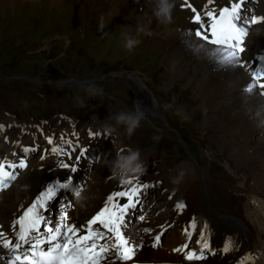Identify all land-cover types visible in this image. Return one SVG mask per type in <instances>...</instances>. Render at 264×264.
Segmentation results:
<instances>
[{"label": "bare ground", "instance_id": "obj_1", "mask_svg": "<svg viewBox=\"0 0 264 264\" xmlns=\"http://www.w3.org/2000/svg\"><path fill=\"white\" fill-rule=\"evenodd\" d=\"M30 1L34 2L35 0H0V12H16V10L21 12L18 8L23 5L32 6ZM51 1L56 3L57 0ZM90 1L95 8L92 17L97 26L100 27L101 23L103 26L113 24L124 44L126 38L130 36L136 39L140 37L141 41L145 40L150 53L159 51L165 53V67L170 74L169 77L172 79L186 78L187 83L194 85L195 96L202 101L205 108L210 112L208 113L209 116L205 118L206 123L223 122L226 124L222 140L226 145L233 144L234 151L224 154V158L229 167L234 170L233 172L238 174L243 181L241 184L243 189H226L224 186H216L208 172H204L203 175L195 161H182L173 173L161 167L160 164H156L153 171L159 172L157 179L164 182L178 176L181 171L185 175L178 185L170 182L168 185L170 189L167 193L162 192L163 187L156 188L155 190H158L159 193L155 199H152V202L162 203L151 208V217H148L146 221L134 220L129 233L133 240H135L134 238H141L140 243L143 244V249L137 251L136 255L148 258L150 253L152 260L180 261V259H185L184 254L181 252L174 254L173 249L190 244L188 249L195 251L193 249L198 248L199 242L197 240L204 228L205 235L209 238L212 249H217L216 252L218 245H221L227 236L232 235L241 244V252L255 254L257 257L255 264H264V105H262L264 97L249 95L243 91L248 83L247 73L239 70L229 71L227 67L220 66L209 55L196 48V45L200 43L199 38L183 37L182 33L190 27L189 20L192 14L185 7H181L178 0H174L175 6L172 10L171 22L166 24L160 23L154 15L155 0ZM192 1L201 7L206 0ZM79 2L81 3V1ZM260 10V14H264V0L261 2ZM138 28H143L144 31L138 32ZM178 29L180 30L179 33H177ZM247 45L248 51L243 53L244 58L252 57L254 53L264 51V24L255 26L249 35ZM256 63L258 62L256 61ZM112 75L122 77L123 73L117 71L116 73L113 72ZM133 79L137 86L135 99L145 111V119L141 123L150 122L154 124L152 115L158 108L163 114L161 117L166 120L163 109L159 102L152 98L149 87H146L141 79L137 77ZM94 117L96 121H94ZM85 121L84 128L90 127L91 130H98L99 115L97 111H94V114L88 116ZM78 127L79 125H77V129ZM28 129L32 135L25 136L23 140L30 139L34 144L37 142L33 136L34 129L32 127H28ZM82 129L79 127L78 130L83 131ZM17 131L18 129L8 127L7 135L10 136L11 140L9 143L0 140L1 149L8 150L9 147L21 149V145L16 142ZM65 140L72 141V145H66ZM106 141L113 145V159H115L117 150H120L121 145L117 143L114 136L107 137L102 133V138L73 140L64 132L57 134L46 150L44 158L23 174L15 185L6 191H1L0 214L2 217L6 219L12 217L13 214L17 217L18 213L15 212H19V208L36 195L49 180L63 179L68 174L69 170L59 167V163L63 160L71 164V161H75V157L70 161L66 155L53 153L51 151L53 147L67 151L70 147L81 149L83 146L90 145L91 150L94 151L95 155L100 156L101 160L89 170L91 173L84 171L78 173L79 180L84 173L87 174V180L81 186L83 189L81 191L82 198H76L74 207L69 213L72 219L70 223L76 221L78 227L82 226L80 223H85L101 208L106 197L115 192V187L119 183L118 179L111 175V172L107 175L110 171L108 165L110 160L105 159L106 155L102 146L103 142ZM148 154L146 152L141 155L146 167L148 161L154 158L153 154H149V157L145 158L144 156ZM89 163L90 158H81L79 165L86 168ZM202 176L207 182L206 187L213 189L217 199H214L213 208L201 209L198 212V225L194 235L188 232L186 234L188 220L191 212H193V203L196 204L197 202L192 185ZM169 197H171V201H169ZM217 200L224 202V205L216 208L217 205H220L216 204ZM178 203H184L186 207L182 211H178L176 208ZM160 207L165 209L163 219ZM156 214L158 215L156 216ZM165 221L170 224L173 223L174 228L166 233L167 236L163 239L160 250L152 251L151 244H148L149 241L144 237V234L148 233L145 230L151 231V228ZM228 259V257L222 259L215 256L206 262L202 261L196 264H224ZM192 260L198 261L199 259ZM102 264L111 263L104 262Z\"/></svg>", "mask_w": 264, "mask_h": 264}, {"label": "rangeland", "instance_id": "obj_2", "mask_svg": "<svg viewBox=\"0 0 264 264\" xmlns=\"http://www.w3.org/2000/svg\"><path fill=\"white\" fill-rule=\"evenodd\" d=\"M30 2L32 6L18 8L21 12H0V122L13 118L10 115L12 105L19 114L23 105L26 106L27 111L22 112L23 115L14 114L20 122H52L51 131H36L40 149L32 155L30 165L44 156L40 157L43 146L48 144V137L54 138L64 131L73 138L68 123L60 124L64 120V113L78 119L87 117L90 109L95 107L98 108L99 123H103L110 113L121 109L134 110L138 100L135 99L137 86L133 78L137 77L149 87L152 98L159 102L166 120L161 117L163 114L158 108L152 115L155 126L143 122L141 125L148 126V129L140 126L130 138L122 127L119 128L113 136L121 148L139 149L141 153L154 151L156 159L165 161L171 173L184 161L181 156L187 157L189 161L196 159L199 171L202 170L203 175L208 172L216 186L243 189L241 177L233 172L224 158V154L234 151L233 144L226 145L222 140L226 124L206 123L209 110L195 96V87L187 83L186 78L169 77L164 52L150 53L145 40L141 41L140 37L137 38L139 43L129 51L113 24L103 27L95 24L92 17L95 8L90 0ZM117 71L123 73L122 78L112 75ZM35 78L38 83L30 84L29 81H35ZM87 84L102 89L103 95L93 98L83 90H74ZM70 87L73 90L66 89ZM59 96L60 100L57 99ZM77 96L84 100L83 107L79 106ZM177 110L180 111L179 115ZM85 120H81V126L78 124L83 131L86 129ZM24 145H31V140H26ZM102 146L105 159L112 160L113 145L106 141ZM189 149L193 154L189 153ZM144 157H149V154ZM86 180L87 174L84 173L78 187L83 186ZM170 182L168 180L164 186ZM205 184L207 182L202 176L192 185L197 198L195 211L214 207V199H217L213 189ZM160 203L155 202V205ZM216 204H220L216 206L219 208L224 202L217 200ZM161 213L163 219L165 214ZM145 231L148 233L144 237L150 241L151 231Z\"/></svg>", "mask_w": 264, "mask_h": 264}, {"label": "snow or ice", "instance_id": "obj_3", "mask_svg": "<svg viewBox=\"0 0 264 264\" xmlns=\"http://www.w3.org/2000/svg\"><path fill=\"white\" fill-rule=\"evenodd\" d=\"M250 0H228V3L220 7H209L214 0H207L200 9L194 6L190 0H182L181 7L190 10V22L196 25L194 29L186 32L187 36L199 38L200 43L196 48L209 55L222 67L242 68L248 75V83L243 91L249 95L264 97V55L254 57L257 66L242 58L246 51L245 38L249 35L253 25L264 24V14H256L247 8ZM264 105V101H262ZM3 131V126H0ZM89 136L96 137L102 134L89 130ZM51 144L52 141L49 140ZM66 145H72V141L65 140ZM33 149L25 148V153ZM57 155H66L68 160L75 163L60 161L59 167L68 169V174L63 179H56L37 193L33 202L23 210L21 215L13 222L12 229L15 243L0 232V247L7 248L10 253L8 264H17L20 261H29V264H102L110 254L115 257L120 264H137L135 260L136 252L142 247V243L133 240L126 235L127 220L130 216V209H135L140 203L142 189H147L150 185L143 183L139 179L129 180L126 184L130 188H123L115 191L106 197L103 206L92 215L84 225L76 226L67 223L66 210L61 215L60 220L52 225V222L45 216L48 204L53 201L58 194L68 190L73 186V174L78 171L77 165L81 158L85 157V149L70 147L65 151L62 148L53 147L51 149ZM27 156L19 163H13L0 159V191L11 186L18 175L16 168L27 167ZM121 198H126V202H121ZM186 205L178 203L176 208L182 211ZM43 224V231L41 225ZM195 220H193V227ZM207 227V225H205ZM186 234H187V230ZM154 237L153 246L159 245L161 235ZM203 243L200 245V253L189 250L185 244L182 248L174 251L183 252L184 258L205 259V250L215 254L203 235L200 237ZM104 241V243H100ZM47 243L48 247L43 245ZM27 245V248L24 246ZM21 249H24L21 251ZM235 250V242L229 238L223 252L225 254ZM23 256V260L21 257ZM254 261L251 253L246 254L239 264H249Z\"/></svg>", "mask_w": 264, "mask_h": 264}, {"label": "clouds", "instance_id": "obj_4", "mask_svg": "<svg viewBox=\"0 0 264 264\" xmlns=\"http://www.w3.org/2000/svg\"><path fill=\"white\" fill-rule=\"evenodd\" d=\"M174 0H155L154 15L160 21V23H170L172 10L174 8ZM103 21V18H102ZM103 27V23H101ZM143 28H138V32H143ZM149 35L151 33H148ZM139 43L136 38L127 37L125 42V47L132 51L135 46ZM88 95L95 98L97 96H102V89L94 86L88 85L85 88ZM76 100L79 102V106L83 107V100L77 96ZM177 114L180 111L177 110ZM96 121V118H93ZM145 119V111L139 102L134 104V110L121 109L118 112L110 113L103 123H99V130L105 136L111 137L118 133L119 128H123L127 136L130 138L137 128L140 127L141 122ZM109 170L111 175L120 180L122 183H127L146 172V163L141 159V151L139 149H132L130 147L117 150L115 159L108 162ZM185 173L181 171L178 176L171 179V183L179 184ZM74 195L80 199L81 192L79 190L74 191Z\"/></svg>", "mask_w": 264, "mask_h": 264}]
</instances>
